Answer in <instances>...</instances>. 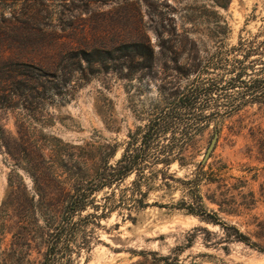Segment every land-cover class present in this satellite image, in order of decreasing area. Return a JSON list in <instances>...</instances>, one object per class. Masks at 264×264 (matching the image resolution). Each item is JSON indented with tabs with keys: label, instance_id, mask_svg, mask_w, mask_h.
<instances>
[{
	"label": "rangeland",
	"instance_id": "374dc122",
	"mask_svg": "<svg viewBox=\"0 0 264 264\" xmlns=\"http://www.w3.org/2000/svg\"><path fill=\"white\" fill-rule=\"evenodd\" d=\"M240 38L261 53L248 62L264 66V0L225 9L211 0H0V249L11 261L42 262L48 224L73 181L86 178L81 161L112 146L118 159L165 97L199 73L220 74L230 53L242 58L251 48L241 52ZM132 43L151 48V67L115 50ZM111 50L114 59L100 60ZM214 133L204 171L215 180L189 194L182 181L194 167L173 164L181 181L158 179L149 207L101 219L89 250L69 264H264V99L204 129L196 161ZM192 198L221 224L176 209Z\"/></svg>",
	"mask_w": 264,
	"mask_h": 264
},
{
	"label": "trees",
	"instance_id": "16d2710c",
	"mask_svg": "<svg viewBox=\"0 0 264 264\" xmlns=\"http://www.w3.org/2000/svg\"><path fill=\"white\" fill-rule=\"evenodd\" d=\"M211 1L213 7L225 9L231 0ZM251 43L253 39L240 38L241 52L243 48H251L243 50L242 58H237L238 53L234 54L237 50H233L231 56L221 60L220 74L203 77L199 73L184 88H177L165 97L147 123L128 134L118 159L114 160L117 146H112L104 155H93V161L80 162L86 178L75 179L66 191L56 222L47 226L45 252L39 264H69L74 253L89 250L90 240L101 219L116 211L130 212L149 207V191L155 189L158 179L165 187H170L169 181H181L170 173L173 164L180 168L194 167L192 179L182 181L189 186V194L197 192L201 182L215 180L214 170L204 171L206 163L195 160L196 138L211 123L217 124L245 105L264 99V66L254 68L253 62H248L250 56H261V53H257ZM115 50L125 58H137L142 68L152 66L153 53L148 45L125 44ZM116 51L101 52L99 58L112 60ZM83 56L87 61L93 60L92 53L84 52ZM209 67L208 62L203 70L207 71ZM96 149L100 150L99 147ZM177 206L176 209L206 222L221 224L218 215L196 198L189 204L182 202ZM88 225L93 228L88 229ZM236 238L253 246L242 233ZM0 264L15 263L5 250L0 249Z\"/></svg>",
	"mask_w": 264,
	"mask_h": 264
},
{
	"label": "water",
	"instance_id": "95a60500",
	"mask_svg": "<svg viewBox=\"0 0 264 264\" xmlns=\"http://www.w3.org/2000/svg\"><path fill=\"white\" fill-rule=\"evenodd\" d=\"M216 139H217V136L214 135L203 157V162L207 161V159L210 157V154L212 153L214 145L216 143Z\"/></svg>",
	"mask_w": 264,
	"mask_h": 264
}]
</instances>
